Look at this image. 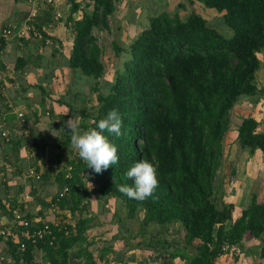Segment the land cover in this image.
Listing matches in <instances>:
<instances>
[{
	"label": "trees",
	"instance_id": "16d2710c",
	"mask_svg": "<svg viewBox=\"0 0 264 264\" xmlns=\"http://www.w3.org/2000/svg\"><path fill=\"white\" fill-rule=\"evenodd\" d=\"M121 1L84 0L82 5L69 0L67 19L72 22L73 39L70 55L65 59V66L89 81L88 94H95L96 103L82 111V118L87 121L80 124L81 130L96 128L98 121L112 109H118L121 114L124 135L117 138L103 133L117 147L119 161L99 174L86 168L71 148L67 130L60 131L53 124L56 116L45 107L46 85H35L41 91V99L33 111L35 119L39 121L47 115L49 129L54 130L48 135L58 144L62 141L59 147H70L72 157L65 162L57 159L55 169H46L42 174L35 163L22 159L26 150H36V157L44 153L40 135L35 136L31 131L26 135L21 129L15 139H7L1 136L0 129L1 146L19 161L11 175L24 176L32 167L41 177L37 182L25 178L28 182L25 189L16 186L18 196L0 195L1 212L12 217V209L19 207L27 218H32L25 212V204L35 199L48 210L49 216L41 221L52 229V235L44 241L25 242L24 250L19 249L21 241L14 234L0 236V245L7 246L1 250L11 256L12 263L8 264L21 261L32 264L39 250L44 253V264H68L73 248L78 249L76 257H83L84 264H96L89 247L97 242L87 238L94 217L83 216L88 209V197L101 198L103 202L114 199L126 211L127 220H134L143 212L141 236L150 224L164 228L181 226L182 247L174 242V248L168 251L171 244L162 245L149 264H172L177 257L186 264H216L224 254L230 255L234 262L247 237L264 242V202L253 194L248 206L233 221V205L223 204L220 208L214 187L231 109L240 97H257L263 90L257 71L261 66L258 54L264 51V0H188L190 6L195 2L201 5L190 11L180 1L178 9L182 7L183 14L179 10L155 13L127 47L116 46V55L123 54L121 67L106 72L102 49L93 32L97 28L109 29L108 17ZM202 6L221 16V24L231 30L230 37L221 34L219 28L201 15ZM75 12H79L78 19L72 17ZM36 27L45 40L41 25L38 23ZM25 61L23 57L17 58L13 68H23ZM0 68L4 69L5 65L0 63ZM48 74L42 77V83L52 78L57 82L60 78L59 72L56 77ZM11 119L4 122L9 126ZM23 119L28 124L25 115ZM257 128L258 122L250 116L242 118L237 125L238 146L248 156L257 150L264 152V132ZM141 160L157 167L159 181L153 196L143 202L118 191L120 185L133 186L126 172ZM5 161L10 162L6 158ZM11 183L14 182L4 177L0 191L6 194ZM21 193H27L28 198L24 200ZM43 193L46 199L36 197ZM53 206L56 211H52ZM55 220L60 223L55 225ZM78 243L85 246L78 248ZM225 245L228 251L223 250ZM261 256L264 257V247Z\"/></svg>",
	"mask_w": 264,
	"mask_h": 264
},
{
	"label": "crops",
	"instance_id": "0c3cea01",
	"mask_svg": "<svg viewBox=\"0 0 264 264\" xmlns=\"http://www.w3.org/2000/svg\"><path fill=\"white\" fill-rule=\"evenodd\" d=\"M57 1V9L61 10L62 8L65 12H69V0ZM168 1H170L169 4L167 3ZM180 1L185 3V10L190 6L188 0H122L117 5H128L129 9H133L132 11H126V14H124L125 18L129 16L128 14L132 13L136 19H145L142 24L138 25L133 36L128 39H134L135 35L148 24L149 16L162 11L168 13L176 12ZM37 3L36 16L33 21H29L28 17L33 9L30 0H0V63L5 65L4 69L0 68V82L2 80L0 83V120H2L0 121V129L1 132H6L9 138L12 139L18 136L21 129L26 135H28L29 131L35 136L40 135L44 146V153L40 157H36V150H32L31 152L26 150L22 159L35 163L39 167V172L43 174L48 168L47 166L44 168L45 163L43 161L40 162V160H43L41 158H49L50 160H48L51 164L53 159L65 162L70 160L72 152L69 150L70 147H59L62 141L59 140L58 144L48 135V133H54V130L49 129L47 117H45L47 115H43L39 121L35 119L33 115L34 107L41 99V91L35 85L40 83L46 85L45 107H47V111L56 116L53 124L58 125L57 127L60 131L64 127V122L72 116L77 118L80 124L83 121L86 122L87 120H83L82 118V111L85 108L88 110L96 103V100L95 94H88L87 85H89V81L80 73L74 72L65 66V59L69 57L71 52L73 35L70 26L72 22L68 21L66 16L62 20H56L54 16L56 11L55 6L48 5L43 0H37ZM81 3L83 5L84 1ZM200 6L198 2H195V5L190 7L199 8ZM190 7L189 9L191 10ZM181 9L183 8L181 7ZM179 12L183 14L184 9ZM50 13L53 15L51 16ZM115 14L116 9L108 17V30L97 28L93 32L102 49L103 63L106 55V46L104 47V43H100L99 41L101 33H108L110 36L113 34L112 38L115 37L114 40L111 38L109 41L113 57L116 54L115 47L120 46L119 40L123 41L126 36L128 37L127 33L122 35L120 32L122 26L120 27L119 22H116ZM72 17L78 19L80 17L79 12L73 13ZM109 19H113V27ZM31 23L38 34L33 31L30 26ZM38 23L46 34L45 40H43L42 34L39 33L40 31L36 27ZM4 29H10L11 34L4 36L2 34ZM1 40H3V43ZM19 57L26 59L25 66L15 70L13 67ZM258 57L261 61V66L257 71V76L263 90L260 96L257 97H240L231 109L229 114L230 127L223 141V160L217 170L214 182L215 199L218 206L221 208L223 204H232L234 207L232 211L233 221L248 206L253 194L257 196L258 201L264 202V152L257 150L253 155L248 156L246 152L240 150L237 143V125L242 118L253 117L258 122L257 130L264 132V51L259 53ZM105 70L108 72L106 66ZM112 70H115V68ZM58 72L60 73V78L57 82H54L53 78L45 83L40 81L47 73H50L48 76L56 77L55 74ZM15 112L24 113L28 119V124H24V121L22 122L17 118ZM8 118H12L9 126L4 122ZM40 131L43 132L40 133ZM1 144H3V138L0 139V169H6L0 172V184L4 180V177L12 180L14 183H11L12 185L6 191V194L5 191H0V195L3 198L18 196L16 186L19 185L25 189L28 182L23 174L11 175L16 170V165L19 164V161H16L14 156L11 155L12 153L7 151ZM231 150H238L237 152L240 157L239 164L236 162V165H233L232 162H229L230 159L228 157ZM53 154H56V156L53 157ZM5 158L9 159L10 162L7 163ZM42 168L43 171L41 170ZM4 173H7V176H4ZM42 195L37 194L36 197L40 196L42 198ZM94 200L96 201V199ZM112 202H115V200ZM90 205L83 216L92 215L94 217V225L87 229V238L94 239L97 242L90 243L91 247H89L90 249L92 248L91 253L96 264H149L152 262L153 254L156 251L157 253L161 251L162 243L126 242L125 239L127 237L130 238L128 233L133 230L132 228L129 229L130 225L127 228L117 221L111 225V229L109 230V217L111 215L108 216V213H104L105 215H103V210L97 212L98 205L96 202L92 201ZM110 205L112 206V204ZM42 208L40 202L35 199H30L25 204V212L31 217L41 218L43 215H48V213L42 212ZM142 217L143 212H140L137 218L134 219L138 220V225H140ZM10 219L11 217L7 213L0 211L1 223H6ZM149 227H159L161 231L164 228L156 224H150ZM125 229H129L130 231L128 230V233H126ZM115 231L120 232V235L116 234ZM90 232L91 235H89ZM262 236L264 238V234ZM97 239H100V241ZM174 239L172 238V241ZM176 240L171 244L177 242ZM263 243L260 239L247 237L243 242V250L240 252L238 259L232 262V257L224 254L218 259L216 264H264V257L261 256L262 247H264ZM181 244L179 241L178 246ZM2 246L7 247L6 244ZM2 246L0 245V255L4 258L3 264L12 263L10 254L1 250ZM84 246L85 243L77 244L78 248H83ZM37 254L38 256L34 257L32 264L37 261L39 264H44V253L39 250ZM78 259H82L84 263L83 257ZM19 264L26 263L21 261ZM172 264H186V261L177 257L172 260Z\"/></svg>",
	"mask_w": 264,
	"mask_h": 264
},
{
	"label": "rangeland",
	"instance_id": "374dc122",
	"mask_svg": "<svg viewBox=\"0 0 264 264\" xmlns=\"http://www.w3.org/2000/svg\"><path fill=\"white\" fill-rule=\"evenodd\" d=\"M167 3L169 4L170 1H168ZM189 7H187L188 10H190ZM202 9L203 10H201L202 11L201 15L203 17L205 16L204 18H206L207 21L212 26H215L216 28H219L218 29L219 32L221 34H223L225 37H230L231 36V30L228 27H226L224 24H221L222 18H221V16L216 15V11L215 10L206 8L204 6H202ZM128 10L132 11L133 9H129L128 5L127 6L126 5H121V6L117 5V7H116V14H115L116 18H115V20H116V22H119V24H120L119 26L120 27L122 26L120 28V32L122 33V35H124L125 33H127V35H128V37L126 36L123 41L121 39L119 40L120 47L121 46L122 47H127L128 46V44L133 40V39L130 40L128 38L133 36L134 32H136V29L138 28V25L142 24L144 22V20H145L144 18L136 19L135 16L132 15V13L128 14L129 16L127 18H125L124 14H126V11H128ZM177 10L181 11L182 9L179 8ZM61 12H62L63 16L59 20H62L63 18H65V16L67 17V13H69L68 11L65 12V10H62V8H61ZM109 20L112 23L111 25L113 27V23H114L113 19H109ZM116 25H118V24H116ZM116 31H117V29H116ZM112 36H113V34H111V36H110V34H108V33H101L100 40H99L100 43H104V47L106 46V55L104 57V63H105L106 69L108 71H111L113 68L119 67V65H120L119 63L121 62L122 57H123L122 53H120L119 55L115 54V56L113 57V51H112L111 45L109 44V41L111 40ZM114 38L115 37H113L112 39L114 40ZM120 67H121V65H120ZM1 82H2V80H1ZM237 151L231 150L229 152L228 159H230L229 162H232L233 165H236V162L238 163L240 161L239 153ZM230 153H231V155H230ZM52 156L54 157V156H56V154H53ZM41 159H43V160L39 159L40 162L43 161L45 163L44 164V168L47 166L48 169H50V167H53V170L55 169L56 160L53 159V162L51 164V163H49V160H50L49 158H41ZM222 160L223 159H221V161ZM41 170L43 171V168ZM85 188H88V184L85 185ZM43 194L44 195L41 194L42 195V199H46L47 198L45 196L46 193H43ZM21 195H22V193H21ZM94 199H96V201ZM86 201H88V206L89 207L91 206L90 204L92 203V201L94 203L96 202V204L98 205L97 206V212H99V211L101 212L103 210L102 211L103 215H105L104 213H108L107 214L108 216L111 215L109 217V220H110L109 221V225H108L110 227L109 230L111 229V225H113V223L114 222L116 223L117 221H118L119 224H121V225L123 224V225H125L124 227H127V228H128V225H130L129 229L132 228L133 230L130 231L129 229H125L126 233H128V230L130 231V233H128L130 238L127 237L125 239L126 242L128 241L130 243H162V245L164 247V246L170 245L175 239H177L176 241L179 243L180 239L183 236V230H182L181 226H179V224L166 226L165 228L162 229V231L159 229V227H156V228L155 227L154 228H150L149 227L146 230V232L141 236V235H139L140 225H138V220L137 221L136 220H130L129 221V220L125 219L126 218V215H125L126 211L123 209V207L118 202H116V201L112 202V203L110 201L103 202V200L101 198H97V197H95V198L94 197L93 198L92 197H88L86 199ZM110 204H112V206ZM47 211L48 210H46V208H44V207L42 208V212L48 213ZM112 214H113V216H112ZM47 216H49V214L45 215V216L43 215V217H41V218L40 217H32V218H34V219L35 218H37V219H42V218L43 219H47ZM66 216H67V218L71 217L69 212H66ZM61 220H63V218H60V221ZM175 229H177V230H175ZM116 234L120 235V232H116ZM116 234H114V235H116ZM89 235H91V232H90ZM172 238H175V239L172 241ZM97 240L100 241V239H97ZM181 245H179V247ZM172 248H174V246L171 247V248H168V251H171ZM187 251H189L190 253H193V249L192 248H188Z\"/></svg>",
	"mask_w": 264,
	"mask_h": 264
},
{
	"label": "clouds",
	"instance_id": "9594fccd",
	"mask_svg": "<svg viewBox=\"0 0 264 264\" xmlns=\"http://www.w3.org/2000/svg\"><path fill=\"white\" fill-rule=\"evenodd\" d=\"M122 127L121 114L118 109H112L105 118L98 121L96 128L81 130L79 121L72 116L64 122L61 130L64 132L65 129L67 130L66 134L70 136V146L84 161L86 168L99 174L119 161L117 147L110 143L103 133L106 131L119 138L124 135L121 131ZM126 176L133 181V186L120 185L118 191L129 199L140 202L152 197L159 184L157 167L148 160L133 164L126 172Z\"/></svg>",
	"mask_w": 264,
	"mask_h": 264
},
{
	"label": "built area",
	"instance_id": "2783aa9c",
	"mask_svg": "<svg viewBox=\"0 0 264 264\" xmlns=\"http://www.w3.org/2000/svg\"><path fill=\"white\" fill-rule=\"evenodd\" d=\"M30 1L32 2L33 9L30 12L28 20L33 21L34 17L36 16V9L38 7V3H37V0H30ZM43 1L46 2L48 5L55 6L56 11H55L54 16L56 20L60 19L63 16L61 10L57 9V6H58L57 0H43ZM76 1L82 2L84 0H76ZM30 26L32 27L33 31H35L36 34H38L37 31L34 29L32 23L30 24ZM2 34L4 36H9L11 34V30L4 29ZM16 114H17V118H19L23 122L24 113L16 112ZM1 136L9 139V136L4 131L1 132ZM24 177L31 178L32 180L36 182L39 181L41 178L40 173L36 172L34 168L32 167L28 168L25 171ZM66 189L67 188H64V190ZM22 195H23L24 200L28 198L27 193H24ZM52 211H56L55 206L52 207ZM11 214H12V217L8 222L6 223L0 222V236H3L4 238H6L8 233L14 234L21 241L19 249L21 250L25 249L26 247L25 242L30 241L32 243H36L37 241H44L46 238L52 235V229L50 227V224H48L47 222H42L41 219L27 218L21 212L19 207L13 208L11 211ZM59 223H60L59 220H55V225H58ZM228 249L229 247H227V245L223 247L224 251H228ZM3 260H4L3 256L0 255V264H3Z\"/></svg>",
	"mask_w": 264,
	"mask_h": 264
},
{
	"label": "water",
	"instance_id": "95a60500",
	"mask_svg": "<svg viewBox=\"0 0 264 264\" xmlns=\"http://www.w3.org/2000/svg\"><path fill=\"white\" fill-rule=\"evenodd\" d=\"M78 254V249L73 248L69 252L68 264H84L82 259H78L76 256Z\"/></svg>",
	"mask_w": 264,
	"mask_h": 264
}]
</instances>
